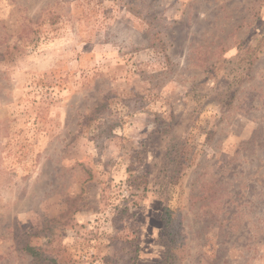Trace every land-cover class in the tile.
<instances>
[{
	"label": "rangeland",
	"instance_id": "374dc122",
	"mask_svg": "<svg viewBox=\"0 0 264 264\" xmlns=\"http://www.w3.org/2000/svg\"><path fill=\"white\" fill-rule=\"evenodd\" d=\"M263 37L264 0H0V264H166L165 205L180 264H264Z\"/></svg>",
	"mask_w": 264,
	"mask_h": 264
},
{
	"label": "trees",
	"instance_id": "16d2710c",
	"mask_svg": "<svg viewBox=\"0 0 264 264\" xmlns=\"http://www.w3.org/2000/svg\"><path fill=\"white\" fill-rule=\"evenodd\" d=\"M262 40H264V37L262 38ZM261 47L262 45L260 43L254 44L248 40L240 39L236 43L237 51L235 54L220 57L218 61H220V63H223V65L219 69L222 71V75L224 77H226L227 79L230 78V91L232 89L236 90L238 84H240L247 77V75H249L247 71L257 60L258 52ZM195 92H197V89L194 90V93ZM232 97L233 94H230V102L233 99ZM224 101L225 100H223L222 103ZM180 143L181 140L179 138L170 135L169 141L166 144V157L169 164L174 160V155L177 151L176 148ZM177 219H180V215H178V212L174 211L169 206H163L162 239L166 243V264H180L179 252L184 251V236L180 232V220L178 222ZM23 249L33 257L34 261L40 263L47 262L48 264H57L56 258L44 256L45 254L41 251L40 247L26 243L23 246ZM182 257L183 256H181L180 258ZM134 264H137V262H135Z\"/></svg>",
	"mask_w": 264,
	"mask_h": 264
}]
</instances>
